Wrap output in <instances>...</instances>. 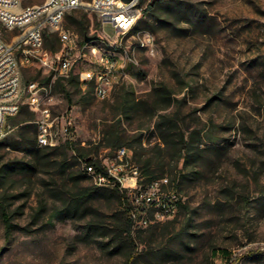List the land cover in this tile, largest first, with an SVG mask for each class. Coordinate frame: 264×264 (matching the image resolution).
Returning a JSON list of instances; mask_svg holds the SVG:
<instances>
[{
    "label": "rangeland",
    "instance_id": "obj_1",
    "mask_svg": "<svg viewBox=\"0 0 264 264\" xmlns=\"http://www.w3.org/2000/svg\"><path fill=\"white\" fill-rule=\"evenodd\" d=\"M44 1L23 0V5ZM151 1L144 0L143 5L148 7ZM165 1H181L194 13L180 18L162 6L157 17L149 15L146 7L136 27L151 24L147 29L156 35V53L137 55L129 77L109 97L96 98L77 80L67 84V96L52 79L53 112L72 123L70 140L74 142L68 149L60 147L56 155L67 154L72 167L63 172L26 165L5 181L17 227L7 240L0 218V264H125L121 251L112 254V248L98 243H106L116 225L126 221L120 202L110 192L94 194L70 217L54 215L68 205L76 190L94 184L88 177L77 178V171L83 170L81 153L102 161L115 156L104 141L113 129L132 144L125 145L131 155L136 151L142 159L154 157L157 174L164 171L163 175L176 177L185 206L168 221L132 229L139 250L169 248L173 253L169 260L139 264H264V0ZM72 15L87 16L88 35L100 37L95 13L80 8ZM63 27L82 37L67 19ZM0 31L10 43L19 35V31H6L1 21ZM103 34L114 37L116 29L106 22ZM52 45L59 50L55 36ZM90 45L108 48L107 42L97 39ZM86 54L83 66H96L89 49ZM20 70L25 86L32 81L47 85L42 80L50 72L41 65L21 64ZM163 86L173 98L165 112L179 119L182 128L199 130L201 135L204 150L185 166L169 157L160 166L158 155L166 152L151 114L157 100L153 91ZM124 90L141 102L140 109L126 115L122 113ZM28 99L25 91L24 105ZM25 117L26 112H19L8 119L10 132L0 140V165L30 163L29 152L14 149ZM67 138L62 137L56 146L65 144ZM133 163L141 169L137 160ZM40 208L43 212L37 220ZM90 222L99 225L93 231L98 241L86 236Z\"/></svg>",
    "mask_w": 264,
    "mask_h": 264
},
{
    "label": "built area",
    "instance_id": "obj_2",
    "mask_svg": "<svg viewBox=\"0 0 264 264\" xmlns=\"http://www.w3.org/2000/svg\"><path fill=\"white\" fill-rule=\"evenodd\" d=\"M143 2L46 0L24 6L23 0H0V21L6 31H19L13 43L0 31V140L10 132L8 119L17 115L24 105L25 91L29 93L27 105L36 115L37 146H56L62 137L70 140L72 123L64 115L54 114L51 85L32 81L25 86L21 64L41 65L53 75L54 81L78 76L82 86L92 88L96 98L109 97L114 87L129 77L131 67L138 63L137 55L143 53L149 57L156 53L158 45L154 32L136 28L147 7ZM80 8L98 16L102 34L97 40L107 42L108 48L90 45L95 40L81 42L77 32L63 27L66 15ZM106 22L116 29L114 37L103 34ZM48 33L56 34L59 50L46 48ZM88 49L95 57L96 66L85 68ZM102 163L104 171L82 162L83 169L97 186L119 187L126 191L134 230L177 215L182 198L170 178L163 176L142 183L141 170L133 163L127 147H120L113 158H106Z\"/></svg>",
    "mask_w": 264,
    "mask_h": 264
},
{
    "label": "trees",
    "instance_id": "obj_3",
    "mask_svg": "<svg viewBox=\"0 0 264 264\" xmlns=\"http://www.w3.org/2000/svg\"><path fill=\"white\" fill-rule=\"evenodd\" d=\"M162 6L166 7L169 11L172 10V13L177 14V16L180 18H185V16L189 17L194 13L192 10H190L188 5L184 4L181 1H174L173 4H170L165 0H156L154 3H152L151 1L146 11L149 15L158 17L157 11ZM65 19L70 22V25H75L78 27V31L82 35L81 42H84L85 37L88 35V26L86 24L87 16L84 15L82 18H78L70 13L66 15ZM149 27H151V24L149 22H146L144 27L136 28L147 29ZM54 36L58 40L56 34L48 33L46 35V48L57 51V47L52 45V38ZM52 79L53 75L48 74L44 76L42 83L48 85L51 83ZM75 80L80 83V81L78 80V76H72L68 80L57 78L54 82V86L60 87V89L68 96L69 90L67 84L73 83ZM87 90L91 92L92 88H88ZM153 94L155 95V98L157 100L152 106L151 119L153 120L156 118L154 127L159 134L160 140L164 144L163 149L166 152L164 154L158 155V158H160L161 160L160 166H164L162 161H165L167 157L170 158V161L180 160L182 161V163L180 164L185 166L190 163V159L195 153H200L204 150V148H201L200 146V132L196 129L189 131V129L182 128L180 126L179 119L171 118L169 114L165 112L172 105L173 101L172 95L167 87L163 86L160 88H155ZM122 97V113L126 115L131 111H137L138 109H140L141 102L131 97L129 95V92H127L126 90H124ZM23 112H26V117L22 120V123L24 124L19 130V140L14 146V149H21L29 152L31 161L29 164L21 163L20 165H18L15 162H7L0 165V218L4 225L5 236L7 240L11 237L12 232L17 226L13 222V214L9 209V204L7 202L8 196H6L4 189L5 181L11 178V176L16 173V171L20 167L26 168V165L31 166L32 169L35 170H39V168L41 167H46L58 168L59 171L63 172H68V170L72 167V163L69 162L67 154L62 157H58V155L56 154L57 150L60 149V147L68 149L74 144V142L68 140L61 146L38 147L37 126L34 123L36 115L32 110H30L27 104L21 107L20 113ZM104 141L107 148L114 149L115 151L125 145L132 147V144H129L126 140H124L122 136H120V132L115 129L109 130L107 132ZM139 143L140 145H142L141 139L139 140ZM80 155L84 157L81 162L85 161L88 164H93L98 171H104V166L101 159L95 157H85V155L82 153ZM132 160H137L141 165L140 170L143 176L142 183H149L153 179L165 176L163 175L164 171H162L160 174H157L155 168H153L156 164L154 157L149 156L145 159H142V157H138V152L135 151V153L132 155ZM177 167L179 166L177 165ZM175 169L176 168L174 167L173 171H175ZM77 172L78 179H83L85 177L92 179L84 169L82 171L78 170ZM181 178H185V175L182 174ZM170 181L172 186L176 190H178L179 182H176V177L170 178ZM101 191L110 192V195H112V197L116 198L120 202L126 221L124 222V224L122 223L116 225L114 236L111 237L106 243H104L103 240L98 241L99 235L98 233H93V231L97 230L99 228V225L96 226L92 222H90L88 225V229L86 232L87 237L97 240L101 247H105L106 249L112 248L110 252L112 254L121 251L126 257L125 264H139L148 262L149 260L172 259L173 253L169 248H150L139 250V247L136 245V240L132 234L133 222L129 214L127 194L125 190H121L119 187L108 188L93 184L92 186H89L87 188L76 190L71 195L68 205L63 209L59 208L55 211V217L59 219L70 217L71 215L77 213V211H79L86 204L87 199ZM41 207L44 208V205L42 204ZM180 207L185 206L181 203ZM41 212H43L42 208H40V210L36 214L35 218H37V220L40 218L39 215ZM223 252L225 254H229L227 250H223ZM212 254L216 256L217 250L213 249Z\"/></svg>",
    "mask_w": 264,
    "mask_h": 264
},
{
    "label": "water",
    "instance_id": "obj_4",
    "mask_svg": "<svg viewBox=\"0 0 264 264\" xmlns=\"http://www.w3.org/2000/svg\"><path fill=\"white\" fill-rule=\"evenodd\" d=\"M156 0H152V3H154ZM99 37L98 36H89V35H87L86 37H85V41L86 42H90V41H93V40H96V39H98Z\"/></svg>",
    "mask_w": 264,
    "mask_h": 264
},
{
    "label": "crops",
    "instance_id": "obj_5",
    "mask_svg": "<svg viewBox=\"0 0 264 264\" xmlns=\"http://www.w3.org/2000/svg\"><path fill=\"white\" fill-rule=\"evenodd\" d=\"M79 80V79H78ZM80 81V80H79ZM81 84V83H80ZM82 85V84H81Z\"/></svg>",
    "mask_w": 264,
    "mask_h": 264
}]
</instances>
